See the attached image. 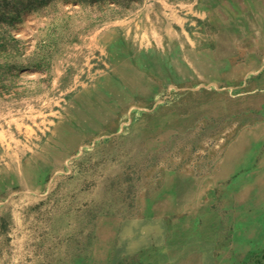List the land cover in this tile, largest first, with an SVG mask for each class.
<instances>
[{"label": "rangeland", "instance_id": "374dc122", "mask_svg": "<svg viewBox=\"0 0 264 264\" xmlns=\"http://www.w3.org/2000/svg\"><path fill=\"white\" fill-rule=\"evenodd\" d=\"M139 1L0 0V264H264V0Z\"/></svg>", "mask_w": 264, "mask_h": 264}, {"label": "bare ground", "instance_id": "6f19581e", "mask_svg": "<svg viewBox=\"0 0 264 264\" xmlns=\"http://www.w3.org/2000/svg\"><path fill=\"white\" fill-rule=\"evenodd\" d=\"M243 177V176H242ZM256 178H257V176H256ZM239 180V179H238ZM242 180V179H241ZM174 183V182H173ZM172 184V183H171ZM172 185H174V184H172ZM264 185V184H263ZM171 188V187H170ZM229 189H230V187H228ZM256 188V187H255ZM226 189V188H225ZM228 190V189H227ZM172 191V190H171ZM245 191V190H244ZM256 191V190H255ZM172 195V194H171ZM235 201H236V199H235ZM241 202V201H240ZM174 203V202H173ZM190 203V202H189ZM239 203V202H238ZM242 203V202H241ZM244 203V202H243ZM252 203V202H251ZM192 205V204H191ZM242 205V204H241ZM245 205V204H244ZM249 205V204H248ZM175 207H177V206H175ZM240 208H241V206H240ZM242 208H243V206H242ZM233 210V209H232ZM232 212V211H231ZM240 215H242V214H240ZM245 218V217H244ZM249 218V217H248ZM247 219V218H246ZM254 219V218H253ZM256 219V218H255ZM242 220V219H241ZM245 222V221H244ZM246 223V222H245ZM250 223H252V222H250ZM254 223V222H253ZM241 225H242V223H241ZM240 225V226H241ZM262 228V227H261ZM240 229V228H239ZM259 229H260V227H259ZM255 231L251 228V227H249V225L247 226V227H244V228H242L241 230H239V233H238V236H240L241 237V241H239V240H235V244H234V246L235 247H237L239 244H241V243H243V245H244V247H246V248H248L249 246H250V244H251V242L253 241V239L255 240V233H254ZM262 234V233H261ZM258 237V236H257ZM238 238V237H237ZM196 241V240H195ZM187 244V243H186ZM184 245V244H183ZM252 245V244H251ZM171 247H175V246H172V245H170ZM185 246V245H184ZM169 247V246H168ZM251 247V246H250ZM191 248V247H190ZM179 249V248H178ZM166 250V249H165ZM177 250V249H176ZM172 251H174V250H172ZM191 251V250H190ZM193 251V250H192ZM191 251V252H192ZM250 251V250H249ZM185 252H187V251H185ZM167 254V253H166ZM187 254V253H186ZM189 255V254H188ZM248 255H249V253H248ZM185 256V255H184ZM195 256V255H194ZM180 257V256H179ZM186 257V256H185ZM198 258V257H197ZM245 258V257H244ZM177 259V258H176ZM198 260V259H197ZM200 260V259H199ZM202 261V260H201ZM181 262V261H180ZM182 262H184V261H182ZM190 262V261H189ZM176 263V262H175ZM172 264V263H171Z\"/></svg>", "mask_w": 264, "mask_h": 264}, {"label": "trees", "instance_id": "16d2710c", "mask_svg": "<svg viewBox=\"0 0 264 264\" xmlns=\"http://www.w3.org/2000/svg\"><path fill=\"white\" fill-rule=\"evenodd\" d=\"M76 3L83 2L82 0H71ZM92 3H105L107 5H118L120 6L124 12H128L129 10L133 9V7H136L137 5H140L142 2L139 0H90ZM138 7V6H137Z\"/></svg>", "mask_w": 264, "mask_h": 264}, {"label": "crops", "instance_id": "0c3cea01", "mask_svg": "<svg viewBox=\"0 0 264 264\" xmlns=\"http://www.w3.org/2000/svg\"><path fill=\"white\" fill-rule=\"evenodd\" d=\"M70 132H72V134L75 136V137H78L79 136V131H78V129H71V131ZM77 143V142H76ZM76 143H74L73 145H75Z\"/></svg>", "mask_w": 264, "mask_h": 264}]
</instances>
